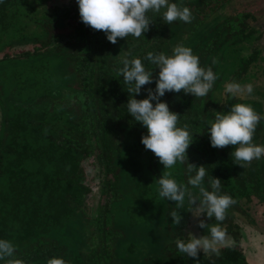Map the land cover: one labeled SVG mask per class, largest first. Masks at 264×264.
I'll list each match as a JSON object with an SVG mask.
<instances>
[{
  "label": "trees",
  "instance_id": "1",
  "mask_svg": "<svg viewBox=\"0 0 264 264\" xmlns=\"http://www.w3.org/2000/svg\"><path fill=\"white\" fill-rule=\"evenodd\" d=\"M37 1L0 0V52L5 50L0 55V239L16 246L15 258L25 264H47L54 257L67 264H118L115 259L133 264H196L176 247V240L188 239L183 234L188 199L178 210L183 219L177 226L169 215L175 202L158 194L157 180L164 166L141 143L147 129L127 112L131 96L118 75L122 59L140 58L153 71V83L134 97L145 99L148 88L155 90L159 73L145 59L147 53L171 55L183 45L218 79L206 97L181 91L166 92L160 100L180 115L179 127L189 125L193 143L187 150L188 162L207 169L203 186L211 191L208 180L219 178L221 194L237 201L222 223L234 246L222 247L220 257L213 259L216 264H249L238 244L244 225L238 219L250 217L251 203L264 204V157L242 168L231 156L234 146L213 148L207 129L215 119L213 110L227 112L237 103L249 104L263 116L264 66L259 61L264 43L257 40L264 29V5L256 13L228 0H169L188 7L192 22L166 24L164 10L149 13L153 23L142 37L129 35L112 44L103 31L81 21L77 0L72 5L51 1L43 10L45 0ZM198 1L208 4L204 7L213 3L205 11ZM224 5L227 12L217 16L216 9ZM19 40L32 46L11 53L13 42ZM122 49L126 53L118 58ZM244 50L248 52L243 58L232 55ZM240 58V72L247 71L250 79L257 80L251 95L233 97L226 85H245L238 81L241 73H233ZM213 59L218 63L213 64ZM256 59L259 68L250 69ZM253 142L264 145V120ZM88 156L100 175L92 213L85 201L91 187L83 181L86 172L81 165ZM170 171L178 183L199 194L187 185L185 164L177 163ZM141 216L149 221L144 224H151L152 236L159 235L163 242L133 233L132 224ZM79 223L88 228L84 241L89 240V246L74 241L80 237ZM198 258L200 264H210L203 251ZM0 264H8L7 259Z\"/></svg>",
  "mask_w": 264,
  "mask_h": 264
},
{
  "label": "clouds",
  "instance_id": "2",
  "mask_svg": "<svg viewBox=\"0 0 264 264\" xmlns=\"http://www.w3.org/2000/svg\"><path fill=\"white\" fill-rule=\"evenodd\" d=\"M77 3L81 21L96 31H103L112 44H116L118 38L125 39L129 35L142 37L153 23L149 13L159 14L163 9L162 18L166 24L175 21L191 23L193 19L188 7L170 3L169 0H77ZM145 59L159 68L155 90L148 88L145 99L138 100L134 97L141 92L143 86L153 83L152 69L147 70L140 58H124L121 61L122 67L118 69V75L122 76L124 83L128 85L127 91L131 96L126 105L127 112L147 129L141 143L146 150L154 153L164 166L163 174L157 180L158 194L167 201L175 202V209L169 213L172 223L180 225L183 217L178 210L183 209L186 197L194 217L206 214L207 218H214L216 221L214 224H208L200 219L198 226L207 229L208 234L197 238L190 233L187 241L176 240L178 251L194 258L196 264H200L198 257L203 251L210 264H216L213 257H220L221 248L234 246L235 242L229 239L227 229L222 227V223L227 219L228 209L237 201L230 195L221 194L222 183L219 178L211 176L208 180L211 191L203 186L208 175L207 169L188 162L187 150L193 143L189 125L179 127L180 115L170 111L168 104L161 102L160 98L166 92L181 91L196 98L206 97L218 76L211 67H201L199 57L193 54L190 47L183 45L176 46L171 55L150 51ZM212 63L217 64L218 60L213 59ZM253 91L251 83L242 85L231 82L226 85V92L233 97L251 95ZM152 101H156L155 105ZM213 111L215 119L207 129L213 148L234 146L235 150L231 156L242 168L250 165L253 160L264 157V145L253 142L256 128L260 121L264 120V116L256 112L251 105L244 103L231 105L227 112ZM177 163L186 165L189 174L187 185L197 188L198 195L172 178L170 169ZM15 253L16 246L11 241L0 239V260L7 259L8 264H25L22 259L15 258ZM47 264L67 262L63 258L54 257L49 259Z\"/></svg>",
  "mask_w": 264,
  "mask_h": 264
},
{
  "label": "rangeland",
  "instance_id": "3",
  "mask_svg": "<svg viewBox=\"0 0 264 264\" xmlns=\"http://www.w3.org/2000/svg\"><path fill=\"white\" fill-rule=\"evenodd\" d=\"M40 1V0H38ZM37 1V2H38ZM55 3H59V1L66 5H72L74 3V0H45L43 3H42V6L40 7L41 10H43L47 5H50V4H53V2ZM187 1H192V2H195L197 0H187ZM203 1V0H202ZM232 1H234L233 3H235L237 6V8H240L242 7L243 5H245L246 9L247 10H254L256 13H258L263 7L264 5V0H228L226 3H232ZM200 2V1H198ZM241 2H244L243 4H240ZM207 3V2H206ZM212 3H210V6H212ZM31 4V3H30ZM181 5V3H179ZM208 5V4H207ZM207 5H204L203 3L200 2V4H197V6L200 8V10H205V11H208L209 10V7H204V6H207ZM225 6V8H224ZM223 7H218L216 9V15H221L222 12L223 13H226L227 10H226V5H224ZM48 7V6H47ZM228 8H230V10L232 9V6H228ZM163 10V9H162ZM161 10V11H162ZM71 15V14H70ZM259 16V14H258ZM260 17V16H259ZM75 17H73L74 19ZM262 19V18H261ZM76 21V19H74ZM263 19H262V23H263ZM34 27V26H33ZM29 29H31L32 27H29ZM263 29V28H262ZM260 31V37L259 39L257 40L259 43L263 44L264 43V29ZM27 30V28H26ZM27 33V32H26ZM14 45L13 47L11 48V53H17L21 50H25V49H28L29 47L32 46V44H29V42H27V40H19V41H16V42H13ZM33 45H36L33 44ZM5 51V50H4ZM0 52V55L4 52ZM248 51L247 50H244V51H241L240 53L238 52H235L234 54H232L233 56H236V55H239V56H244V54H246ZM261 60L259 61V63L261 62L264 66V47L262 46L261 48ZM126 52H124V49H122L121 51H119L117 53V57L118 58H122L124 57ZM237 59L236 60V63L233 67V73H238L240 72V68H239V65H240V61L241 59ZM259 59H256V61L254 62V65L250 66V69H253V68H259L258 66H255L257 64ZM65 68V66H64ZM230 71V69H229ZM241 73V78L240 76L238 77V81H240V79H242V81H244V84H248V83H251V84H255V81L257 80L255 77L253 79H250L248 77V72L245 71L244 73L240 72ZM239 73V74H240ZM236 78V76H234V79ZM222 86V85H221ZM223 88V87H222ZM218 94V92H216V95ZM68 96V95H67ZM220 97V96H219ZM65 99H67V97H65ZM264 100V99H263ZM264 103V101H263ZM262 115L264 116V104H263V111H262ZM84 171L86 172L85 173V177L83 178V181L85 182V184L87 183V185L89 187H91V192L87 194V199L85 200L86 203H87V211L92 213L93 212V209L95 207V204H96V201L99 197V194H98V188H99V181H100V175L98 174V166L94 163L93 161V158L92 156H88V158H86L85 160L82 161L81 163ZM189 188V187H188ZM190 190V189H189ZM186 206L188 207V214L185 216V226L183 228V234L186 235L189 239V234H193L195 235L197 238H199L200 236L202 235H207L208 233H203L201 232V228L198 226V223H199V220L200 219H203L206 223L208 224H214V221H213V218L209 219L206 217V214H203L201 215L200 217H194L193 213L190 211L191 210V206L189 205V203L187 202ZM264 209L263 207V204L262 205H258V204H252L250 205L249 209H248V214L250 215V219L249 218H245L244 220H241L240 218L238 219L239 220V223L240 224H244L242 228H246L248 226H258V227H261V226H264V213H262L261 211ZM263 214V215H262ZM148 219H143V217L141 216V218L138 220H135L133 222V227H132V231L133 233H137V234H140L142 236V239H145L147 240L148 238H152V240H154L156 243H160V242H163V239L161 237H159V235H154L152 236V231H153V228H151V224H144V222H149L147 221ZM236 220V221H238ZM131 225V226H132ZM130 227V226H129ZM121 229H124L122 226H120ZM244 228V229H245ZM207 231V229H205ZM88 228L86 229V227H84L83 224L79 223L78 224V227H77V235H79L80 237L74 241H77V243H79L80 245L83 244V246H86V245H90L89 244V240H85L84 241V238L87 237L88 233ZM131 231V232H132ZM129 234V233H128ZM240 234H245V231L241 232ZM241 242L242 241H239V246H242L241 245ZM115 261L118 263V264H133V263H130L128 260L126 259H115ZM138 264V262L136 263ZM142 264V262L140 263Z\"/></svg>",
  "mask_w": 264,
  "mask_h": 264
},
{
  "label": "crops",
  "instance_id": "4",
  "mask_svg": "<svg viewBox=\"0 0 264 264\" xmlns=\"http://www.w3.org/2000/svg\"><path fill=\"white\" fill-rule=\"evenodd\" d=\"M261 212L264 213V209ZM244 228H239V233L245 231V234H240V247L246 261L249 264H264V226Z\"/></svg>",
  "mask_w": 264,
  "mask_h": 264
}]
</instances>
